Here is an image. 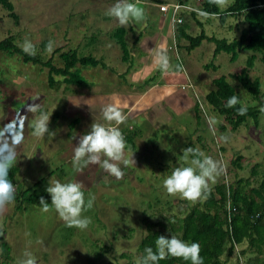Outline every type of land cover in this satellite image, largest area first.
Returning <instances> with one entry per match:
<instances>
[{
  "label": "rangeland",
  "instance_id": "374dc122",
  "mask_svg": "<svg viewBox=\"0 0 264 264\" xmlns=\"http://www.w3.org/2000/svg\"><path fill=\"white\" fill-rule=\"evenodd\" d=\"M148 1L151 2L129 0L143 7L147 18L141 23L132 22L128 26H121L115 18L106 14L118 0H11L16 17L9 16L0 5V38L13 33L16 43L21 47L25 40H29L35 45L36 52L46 60L53 53L47 51L50 40L55 42L54 49L65 42L68 46L72 45L71 41L61 36L72 16H83V19L93 22L104 20L105 33L115 31L117 26L128 29L129 33L134 32L135 36L153 32L156 26L150 18L151 4H145ZM191 1L198 5L201 0ZM230 2L228 0V4ZM225 8L221 7L223 10ZM204 16L198 13V19L203 22L202 27L191 18L187 20L190 34H197L203 28L209 35L232 40L239 36L238 29L245 26L236 17H229L221 25L217 16ZM88 32L95 33L91 29ZM185 43L171 36L168 39V51L170 59L180 66L173 73L179 74L183 70L189 80L196 83L198 89L191 83L183 87L191 103L199 101V112L195 116L194 104L185 102L180 104L183 115L182 112L177 115L167 104L171 116L169 123L153 125L156 129L154 127L155 130L146 139L147 148L138 145L134 151L128 152V155L134 153L147 167L143 163L140 166L131 161L127 167L121 164L124 176L119 180L100 167L86 168L83 173L74 171V149L70 147L73 139L56 129L62 127L63 131L69 121L64 118L60 104L61 99H67V95L48 87L47 68L24 62L16 54L1 53L0 130L10 132L11 140H15L17 131L14 126L18 125L22 141L15 145L7 136L0 140V149L15 148L17 153L15 166L19 171L13 180L15 188L40 191L46 190L50 182L75 181L84 185L86 200L90 194L95 196L93 208L83 214L91 219L84 230L68 227L54 209L43 212L40 206L17 201L8 205L6 212L0 215V253L3 242L10 248L9 264H20L26 258L25 252L32 253L37 264H126L129 259L138 264L140 253L137 245L145 233L146 220H164L163 217H172L174 214L182 216L192 205L200 203L193 204L179 195L170 196L163 187V180L175 167L189 166L183 159L185 148L199 149L226 165V174L210 182L212 189L222 181L230 183L239 177H249L253 166L260 175L264 173V114H260L257 125L249 119L237 130L229 129V126L219 130L218 126L224 123L223 116L217 114L204 98L205 93L213 87L214 77L238 72L252 52L240 51L236 59L231 61L225 51L213 56V42L204 40L189 52L184 48ZM52 61L62 64L58 52L53 54ZM117 63L120 64L119 61ZM117 63L111 61L109 64L118 68ZM210 63L216 68L209 67ZM79 67L80 70L85 68ZM250 75L259 78L261 91L264 92V63L259 58L255 60ZM230 81L235 84L234 79ZM155 89L159 92L160 88ZM236 91L244 105L257 102L241 86H236ZM151 95L149 93L143 98V105L155 104L153 99H159L156 94L150 99ZM35 104L40 106V112L34 114L29 111V105ZM41 112L50 117L49 130L55 133L54 136L58 135L57 145L51 138L49 141L46 139L51 136L34 135L31 125ZM5 125L9 127L5 129ZM221 136L227 137V140L221 141ZM237 155H241L239 166H234L231 159ZM153 172L163 174L153 176ZM19 203L20 206L16 207ZM234 263L235 259L231 257L228 264Z\"/></svg>",
  "mask_w": 264,
  "mask_h": 264
},
{
  "label": "trees",
  "instance_id": "16d2710c",
  "mask_svg": "<svg viewBox=\"0 0 264 264\" xmlns=\"http://www.w3.org/2000/svg\"><path fill=\"white\" fill-rule=\"evenodd\" d=\"M152 1L187 3L201 11L180 10L179 16L182 21L175 23L174 26L175 40L186 41L184 48L188 52L204 40L214 43L213 56L225 51L230 55L231 61L236 59L240 51L252 52L238 72L214 77L213 87L205 93L204 98L217 114L223 116L224 123L218 126L219 130H225L227 126L229 129L237 130L249 119L257 125L259 116L262 114L259 108L264 105V92L261 91L259 78L252 77L250 70L257 58L264 63V0H231L224 10L212 4L210 0H201L198 5L191 0ZM0 5L7 10L9 16L16 17L11 0H0ZM198 13L204 14L207 18L217 16L221 25L225 24L229 17H236L245 26L238 29L239 36L232 40L209 35L203 28L193 35L190 34L187 20L191 18L202 27L203 22L198 19ZM114 32L115 39L122 49V57L127 60L129 51L124 37L125 29L118 27ZM55 52H59L62 65L53 63L52 56ZM1 53L16 54L24 62H32L47 68V85L56 90L62 85L72 84L82 87L88 84L86 79L76 71L77 65L106 68V64L101 59L91 54L83 55L77 49L62 50V47H56L46 60H43L38 52L34 56L28 55L16 43V35L13 33L0 38V55ZM208 65L216 68L213 63ZM230 79L235 80L234 85ZM236 86L244 88L257 101L255 104L246 105L248 112L244 116L238 115L235 108L225 106L231 96L237 95ZM199 105V101L194 103L195 116L199 112ZM239 106L237 105V108ZM240 158L241 155L233 157L231 164L239 166ZM18 171L17 166L11 168L9 178L12 182ZM210 190L206 200L192 205L182 216L174 214L172 217H163L164 220L150 221L144 218L145 233L142 234L137 245L140 253L138 264L145 255V248L152 247L155 251V241L160 235L175 236L187 243H199L204 264H228L231 257L235 259L234 264H239L240 258L243 264H264V173L260 175L253 166L249 177H239L230 183L222 181ZM41 197L50 203L51 197L45 189L29 191L16 188L15 201L17 202L42 207L39 203ZM20 203L16 207H19ZM1 244L3 247L0 253V264H9L11 262L10 248L3 242ZM126 264L136 263L129 259ZM159 264H190V261L168 257L159 261Z\"/></svg>",
  "mask_w": 264,
  "mask_h": 264
},
{
  "label": "crops",
  "instance_id": "0c3cea01",
  "mask_svg": "<svg viewBox=\"0 0 264 264\" xmlns=\"http://www.w3.org/2000/svg\"><path fill=\"white\" fill-rule=\"evenodd\" d=\"M148 2H145V4H151L152 16L150 18L154 20L156 30L146 35L139 33L135 36L134 32L129 33L128 29L122 27L125 29V40L128 41L129 58L127 60L122 57V49L115 39V32L105 33L106 23L104 20L93 22L91 19H83V16L79 18L72 16L68 20L69 26L66 25L65 32L61 36L71 41L72 45L68 46L65 42L60 44L59 47H62V50L77 49L83 55L91 54L106 64V68L101 66H92L93 68H90L88 66L91 65H81L85 67L81 70L80 65H77L76 71L86 79L88 84L82 87L72 84L68 86L62 85L57 89L64 96L65 94L67 95V99H61L60 104L62 105L64 118L69 119V121L67 125H64L65 129L63 131H61L62 127H56V129L60 133L63 132V134L71 136L72 139L75 137L73 141H70L72 149L78 143L79 137L91 130L93 122L107 124L103 120L102 110L108 105H113L127 117L126 122L118 126L128 146L125 150L126 158L131 161L133 155L135 164H140L141 166V163H143L147 167L146 163L144 161L141 162V159L138 160L135 154L131 153L128 155L129 150L134 151L138 145L147 148L146 139L156 129L153 125L159 126L169 123L171 118L168 112L169 108L173 110V113L180 115L182 112L183 115V109L180 104L185 102L194 104L190 102L189 95L185 92L186 88L183 86L187 83H189V86L191 83L195 86V89L198 88H196V83L189 80L187 73L183 72V70L179 74L162 72L158 67L155 59L156 52L166 53L170 58L168 39L171 36L175 39V24L171 22L170 12L159 10L158 4L163 2L157 3L152 0ZM118 27L121 26L116 28ZM90 29L94 30L95 33L88 32ZM67 46L68 48L65 49ZM111 61L115 63L119 61L120 64L117 63L118 68L111 66L109 64ZM170 63L174 69H177V62L174 63L170 59ZM57 65L62 64L59 63ZM97 67L100 68L96 69ZM157 87L160 88L159 92L155 89ZM149 93H152V95L156 94L159 99H153L155 104L143 105V98ZM152 95L150 99L153 98ZM53 100L56 101L57 99ZM167 104H170L169 108ZM57 137L58 135L46 139L49 141L51 138L57 145ZM149 166L155 167L152 164ZM98 167L92 165L88 168L94 169ZM155 172H153V176H161L163 174Z\"/></svg>",
  "mask_w": 264,
  "mask_h": 264
},
{
  "label": "clouds",
  "instance_id": "9594fccd",
  "mask_svg": "<svg viewBox=\"0 0 264 264\" xmlns=\"http://www.w3.org/2000/svg\"><path fill=\"white\" fill-rule=\"evenodd\" d=\"M210 2L217 7L228 6V0H210ZM106 14L115 18L121 26H128L132 22L141 23L147 18L145 9L136 3L129 2V0H118ZM54 47L55 42L50 40L47 44V51H53ZM22 50L28 55H36V47L29 40L24 41ZM155 59L162 72L175 71L166 53L156 52ZM176 68L179 69L180 66L177 65ZM237 105L240 106L237 108ZM225 106L235 108L237 114L241 116L248 112V107L242 103L241 97L238 95L231 96ZM29 111L34 114L40 112V106L38 104L29 105ZM259 111L264 114V105L260 106ZM102 112L103 120L107 122V126L103 123L93 122L91 130L79 137L73 150L72 166L75 172L83 173L89 166L96 165L119 180L124 176L121 164L127 167L130 163V160L126 158L125 151L128 146L118 127L126 122L127 117L113 105L106 106ZM49 122L50 117L41 112L31 125L34 135L53 137L55 133L50 132ZM4 127L7 129L9 126L5 125ZM14 129L17 131V139L11 140L10 132L0 130V140L7 136L10 142L15 145L22 142L19 126L15 125ZM219 139L226 141L227 137L221 136ZM183 159L188 162L189 166L175 167L171 174L163 180V187L170 196L179 195L193 204L206 200L211 191L210 182L226 174V165L192 147L183 149ZM131 162L135 163L133 155ZM16 163L15 148L0 149V215H3L8 205L15 201L16 188L9 178V173ZM46 191L51 197V203L49 204L43 197L40 198L39 203L43 212L54 209L68 227L84 230L89 226L91 219L83 214L93 208L95 196L90 194L86 200L82 183L75 181L61 183L57 180L50 182ZM144 252L145 255L140 264H159V261L168 257L190 261V264H204L200 255L199 243H187L175 236H158L155 241V251L152 247H147ZM24 256L26 258L20 264H37L32 253L25 252Z\"/></svg>",
  "mask_w": 264,
  "mask_h": 264
},
{
  "label": "built area",
  "instance_id": "2783aa9c",
  "mask_svg": "<svg viewBox=\"0 0 264 264\" xmlns=\"http://www.w3.org/2000/svg\"><path fill=\"white\" fill-rule=\"evenodd\" d=\"M134 1H137V0H134ZM158 6H159V10L160 11H168V12H170L172 24L179 23V22L182 21L181 17L179 16V11L182 10V9L200 11V10L196 9L195 7H193L190 4L180 3V2L161 3V4H158ZM239 264H243V261H242L241 258H240V263Z\"/></svg>",
  "mask_w": 264,
  "mask_h": 264
}]
</instances>
